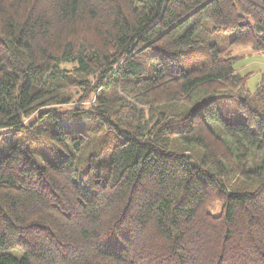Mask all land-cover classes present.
<instances>
[{"label": "trees", "instance_id": "1", "mask_svg": "<svg viewBox=\"0 0 264 264\" xmlns=\"http://www.w3.org/2000/svg\"><path fill=\"white\" fill-rule=\"evenodd\" d=\"M220 32L264 53V0H0V264H264V77Z\"/></svg>", "mask_w": 264, "mask_h": 264}, {"label": "rangeland", "instance_id": "2", "mask_svg": "<svg viewBox=\"0 0 264 264\" xmlns=\"http://www.w3.org/2000/svg\"><path fill=\"white\" fill-rule=\"evenodd\" d=\"M233 39L232 32H220L212 36L209 44L218 46L221 57L229 54L241 56L237 67L242 74L247 75V91L254 94L264 77V53L256 54L250 45L234 43ZM209 44L195 46L186 51L181 58L183 67L194 69L209 63L212 60V50ZM231 106L232 102H227L226 107L231 108Z\"/></svg>", "mask_w": 264, "mask_h": 264}]
</instances>
